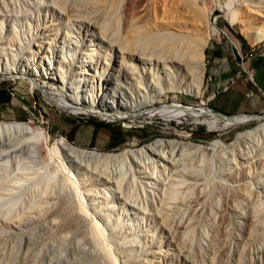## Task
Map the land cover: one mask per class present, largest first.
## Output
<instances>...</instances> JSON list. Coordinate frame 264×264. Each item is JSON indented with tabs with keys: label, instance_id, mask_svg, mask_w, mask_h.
I'll return each mask as SVG.
<instances>
[{
	"label": "bare ground",
	"instance_id": "1",
	"mask_svg": "<svg viewBox=\"0 0 264 264\" xmlns=\"http://www.w3.org/2000/svg\"><path fill=\"white\" fill-rule=\"evenodd\" d=\"M15 1L0 0L1 16ZM23 1L35 10L52 7L64 19L16 44L15 26L3 16V78L28 80L69 112L103 119L198 114L209 117V128L249 119L203 113L176 97L168 107L142 110L168 91L197 95L202 86V50L217 30L208 24L199 34L188 8L186 15L173 8L177 1L171 0L169 12L158 9V0ZM221 3L224 18L250 44L264 40V0ZM210 12L202 13L205 22ZM72 25L81 33L72 35ZM38 79L58 86L44 87ZM183 139L155 137L118 152H97L62 136L47 146L38 125L0 120V264H213L215 255L193 259L195 228L212 252L228 239L225 215L241 219L248 232L264 218V121L237 133L223 149L217 178L209 173L204 146ZM50 164L54 175L46 170ZM205 214L212 220L208 229L199 220ZM257 260L264 264V245Z\"/></svg>",
	"mask_w": 264,
	"mask_h": 264
},
{
	"label": "rangeland",
	"instance_id": "2",
	"mask_svg": "<svg viewBox=\"0 0 264 264\" xmlns=\"http://www.w3.org/2000/svg\"><path fill=\"white\" fill-rule=\"evenodd\" d=\"M158 1H157L158 9L161 10L162 8H164V10L166 9L165 11L167 12H169L168 8H169V5L172 4L171 3L172 1L174 2L177 1V3L179 2L178 5L176 3L177 6L174 3L173 8H177L176 12L178 11V13L184 12V15L188 14V11L186 10L188 8L191 17L189 14L186 16H188V18L191 19L195 23L194 27L197 25L195 28L199 34L201 35L206 34V31L208 29V24L214 26L218 34L216 33V34L208 36L206 39V44L204 45L203 50H202L204 69H203V77H202V86L200 87L199 93L197 95H194L192 93L168 91L164 93L163 96H165V98H163L161 102H157L156 104L152 106L149 105L142 110L146 112L152 109L153 107H157V108L158 107H168L171 102V99L173 97H176L175 99L178 100L180 103L194 104L196 109H198L199 111L203 113H206L207 111H210L209 110L210 107L207 104V99L211 91V85H210L211 81L207 77L209 73L207 71L206 57L204 54V49L206 45L208 43H212V44L215 43L218 46L222 47L221 49L222 52L230 56V52L232 51L235 52V48H239L240 45L245 46V44H248L249 42L242 35V33L240 32L236 24L230 25L227 22V20L224 18L226 7L222 5L223 3H221V0H215V1L214 0H172V1L166 0L167 4L164 1L162 2V0H158ZM25 3L27 2L25 1ZM25 3L23 0L21 1L17 0L14 2V5L11 4V6L10 5L8 6L9 7V11H7L9 12L7 13L8 16L6 13L1 16L2 13H0V19L1 18L3 19L4 18L3 16H6L8 18L9 25L15 26V29L13 26L12 27L15 32L14 36L16 37L15 38L16 44H18L19 41L21 43L22 41L24 42V40H26V37L28 38L31 33L37 31L40 27H43L44 24L47 26L51 25L50 27L56 26L57 23L59 22V19L60 21L64 19V18L61 19L60 17L61 14L59 13V11L55 10L52 7L43 6L39 8L38 10H35V8L31 9V7L29 5L28 6L25 5ZM216 4H219V6H217ZM165 5L167 6L165 7ZM170 7L172 9V5ZM2 8L3 7L1 5L0 9L3 11L4 9ZM27 9H31V10L28 11ZM208 10H210L211 12L207 18V22H205L204 14ZM242 10H247V9L245 7H242ZM25 11L28 12L26 15H24ZM191 12L193 14H191ZM247 13H248V10H247ZM251 14L257 17L259 21L261 22L263 21L262 17L256 15V12H252ZM192 21L191 23L193 24ZM197 21L199 24L197 23ZM71 31H72V35L74 34V36H76L78 32L81 33V30L75 25H72ZM24 32L27 34H25ZM260 43H264V40L254 44V46ZM250 46H253V45L250 44ZM37 82L43 85L44 87H48V88L50 86L54 88L58 86L56 83H51L52 81L48 79H38ZM0 84L4 85L6 91L10 87L13 86V90L15 89L14 97L16 96L18 98L20 106H21L19 111H17L15 115L9 118H2L0 116V120L1 121L2 120L3 121L18 120V121H26V122L28 121L29 124L32 126L38 125L39 127L43 128V130L46 133L47 146H50L57 137L62 136L65 140L70 142L72 145L79 147V148H83L87 150H95L97 152H102V151L103 152H118L125 148L137 147L143 143H146L147 141H150L151 139L155 137H174L178 139L184 138L183 140L188 139V140H191L192 142H195V143H198L204 146V154H206L205 156L207 158H210L209 161L211 162V166L208 169L210 170L209 173L211 172V176L213 177L215 176V178H217L216 176L223 166L221 165L220 167V164H222L220 157H222L223 149L225 147H228V144L234 139L237 133L243 132L246 130H251L255 126H257L260 122L264 121V114H260L261 117H258V118L248 119L246 121L244 120V121H240L237 123H230L226 125H221L220 123V125L217 128H209L208 126L209 117L207 115H198V114H186V115H183L177 118L178 120H176L175 118L168 120V119L161 118L159 116H155V117H146V116L140 117L139 116V117H134V118L122 117L120 119L104 120L103 118H100L98 116L96 117L91 114H88V112L86 111L82 112V114L69 112L68 110L57 105V103L54 102L53 100L51 101V99L48 98V96H46L44 92L39 89V87L33 86L31 82L28 80L21 79V78H15V80H12V79H6L0 76ZM56 116L72 117L77 120L91 119L93 121H100V122L110 124L115 132L116 131L118 133L120 132V138L123 139V142L118 144L114 148H105V149L77 146L73 142L68 140L63 134H60V132L55 131V129L53 128L51 119L52 117L55 118ZM200 128L203 129V132L200 131ZM45 149H46L45 146H44V149L43 147L41 148V155L43 157L44 156L47 157V150ZM46 157H44V159H47ZM209 163L208 165H210ZM52 166H53L52 164L48 165L46 170L47 172H49L48 174L54 175V166L53 167ZM203 216H201V219L199 218L200 223L201 224L203 223L205 228L208 229L210 228L212 224V222L211 224H209L210 221L212 220H210L211 218L207 219L206 217L207 214H205V217ZM225 216H226L225 224H227L225 227V230H226L225 233L228 232L229 230L228 236H226L227 234H225V237L228 239H225V238L223 239L225 240L224 244L225 243L226 244L225 245L221 244L220 246L222 248L220 246L217 247L216 249L214 248L215 250L214 249L213 250L215 252L213 250L212 252H209L206 248L207 246L205 244L206 240L201 236V234H199L198 228L197 229L195 228L196 231H194L193 233L194 240L192 244L193 259L196 262H201L215 255V258L212 259L213 264L214 262L215 264H259L257 260V255H258V250L264 245V240H263L264 239V218L262 217L259 219V220H262L260 221L261 222L260 224H262L261 227H260L259 220H258L257 225L258 224L259 225L256 226V228L253 229V231L251 230L252 232H248V229H246L245 225L239 222L241 221V219L239 220V218L234 217L232 215H225ZM208 217L210 216L208 215ZM207 225H210V226L207 227ZM231 235H233V237L237 236V239L233 240L232 239L233 237ZM195 238H197L198 240ZM197 243H199L200 246ZM202 243L204 244L202 245ZM217 250H218V253L216 252ZM210 254L211 256L208 257V255Z\"/></svg>",
	"mask_w": 264,
	"mask_h": 264
},
{
	"label": "crops",
	"instance_id": "3",
	"mask_svg": "<svg viewBox=\"0 0 264 264\" xmlns=\"http://www.w3.org/2000/svg\"><path fill=\"white\" fill-rule=\"evenodd\" d=\"M221 49L215 43H208L204 49L211 81L208 106L225 115L264 114V43L240 45L230 56ZM20 107L18 98L0 84V116L12 117ZM51 121L56 132L80 147L114 148L123 142L120 132L104 122L99 125L63 116Z\"/></svg>",
	"mask_w": 264,
	"mask_h": 264
},
{
	"label": "water",
	"instance_id": "4",
	"mask_svg": "<svg viewBox=\"0 0 264 264\" xmlns=\"http://www.w3.org/2000/svg\"><path fill=\"white\" fill-rule=\"evenodd\" d=\"M211 113L212 115L214 116H218V117H223V118H227L228 120H232L236 117H240V116H246L248 117L249 119H254V118H258L259 115H256V114H233V115H225V114H222V113H219L217 111H214V110H211Z\"/></svg>",
	"mask_w": 264,
	"mask_h": 264
},
{
	"label": "trees",
	"instance_id": "5",
	"mask_svg": "<svg viewBox=\"0 0 264 264\" xmlns=\"http://www.w3.org/2000/svg\"><path fill=\"white\" fill-rule=\"evenodd\" d=\"M86 121H88V122H92V123H96V124H99V125L104 124V123H102V122H100V121H93V120H91V119H86ZM200 131L203 132V129L200 128Z\"/></svg>",
	"mask_w": 264,
	"mask_h": 264
},
{
	"label": "built area",
	"instance_id": "6",
	"mask_svg": "<svg viewBox=\"0 0 264 264\" xmlns=\"http://www.w3.org/2000/svg\"><path fill=\"white\" fill-rule=\"evenodd\" d=\"M250 55V54H249ZM8 94L10 95H14L15 93V90H12V87H10L8 90H7ZM256 115H259V114H256ZM104 120H111V119H104ZM113 120V119H112Z\"/></svg>",
	"mask_w": 264,
	"mask_h": 264
}]
</instances>
